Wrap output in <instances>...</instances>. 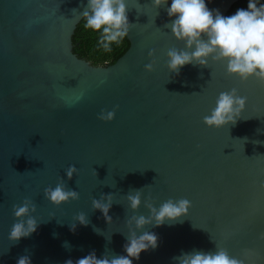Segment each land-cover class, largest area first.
<instances>
[{
	"label": "water",
	"instance_id": "1",
	"mask_svg": "<svg viewBox=\"0 0 264 264\" xmlns=\"http://www.w3.org/2000/svg\"><path fill=\"white\" fill-rule=\"evenodd\" d=\"M237 1L207 6L226 16ZM127 5L129 49L112 65L94 66L73 51L87 0H0V264L21 255L32 264H64L93 249L98 257L126 254V220L147 216L149 198L157 207L169 198L191 206L175 222L138 230L157 233L159 242L133 264H176L182 251L216 245L245 264H264V81H241L223 61L169 72L168 50L184 44L165 27L173 19L168 5ZM232 88L247 98L241 116L206 125L219 93ZM113 108V120L98 118ZM70 165L78 169L71 179ZM60 178L79 198L57 206L44 189ZM135 189L142 203L133 212L126 196ZM102 193L113 194L111 223L92 208ZM25 198L36 205L38 227L13 241V205ZM80 212L87 225L74 221Z\"/></svg>",
	"mask_w": 264,
	"mask_h": 264
},
{
	"label": "clouds",
	"instance_id": "2",
	"mask_svg": "<svg viewBox=\"0 0 264 264\" xmlns=\"http://www.w3.org/2000/svg\"><path fill=\"white\" fill-rule=\"evenodd\" d=\"M137 5L142 7L138 2ZM168 5L167 14L171 19L165 27H170L176 40L182 41L184 47L170 48L167 52V67L169 72L179 74L186 64L207 66L209 60L223 61L229 75L237 76L241 81L256 77L264 81V0H248L247 7L237 8L231 15H223L219 9H210L207 0H152L155 8ZM139 10V8H137ZM127 0H87V10L82 13L83 26L99 32L98 44L105 52H110L113 45H120L128 37L130 24L128 19ZM153 53L150 51L149 56ZM145 70L152 71L153 63L145 64ZM247 98L240 96L236 88L222 91L216 98L215 107L209 115L204 116V123L210 127L220 128L229 123L235 124L245 109ZM115 117V108L101 110L98 118L111 121ZM78 169L70 165L65 170L69 179ZM96 172V171H95ZM264 188V182L260 185ZM44 196L54 205H61L69 200L79 198L75 189L68 188L62 178L55 187L44 189ZM128 207L135 212L142 203L141 189L130 191L126 196ZM113 203V194H101L99 199L93 198L92 208L102 212L105 219L111 223L109 210ZM149 210L147 216L131 215L126 220L127 237L123 245L124 253L112 254L105 252L98 257L93 249L75 261L68 258L64 264H133L139 260L140 254L158 247V234L152 231H142L145 225L161 226L166 221L175 222L189 212L191 202L187 198H169L158 207L151 199L144 201ZM36 205L31 199L25 198L22 204L13 205V215L16 218L9 232V239L19 241L37 230L38 220L32 215ZM74 221L87 225L86 213H78ZM76 223L70 226L75 231ZM98 233L99 229H95ZM264 238V233L261 234ZM107 239H111L109 235ZM69 247L67 241L64 242ZM176 264H245L244 259L231 256L227 249L216 245L215 251L192 250L182 251L174 256ZM16 264H32L28 255H21Z\"/></svg>",
	"mask_w": 264,
	"mask_h": 264
},
{
	"label": "trees",
	"instance_id": "3",
	"mask_svg": "<svg viewBox=\"0 0 264 264\" xmlns=\"http://www.w3.org/2000/svg\"><path fill=\"white\" fill-rule=\"evenodd\" d=\"M248 0H238L232 5L227 15L233 14L237 8L247 7ZM99 32L85 28L81 20L73 35V51L80 58L88 60L94 66H108L114 64L130 47L128 37L120 45H113L110 52L99 47Z\"/></svg>",
	"mask_w": 264,
	"mask_h": 264
}]
</instances>
